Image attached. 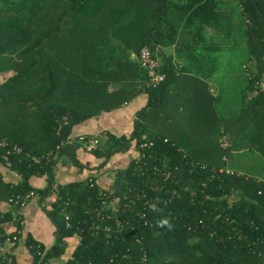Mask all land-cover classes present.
I'll return each mask as SVG.
<instances>
[{
    "label": "trees",
    "instance_id": "16d2710c",
    "mask_svg": "<svg viewBox=\"0 0 264 264\" xmlns=\"http://www.w3.org/2000/svg\"><path fill=\"white\" fill-rule=\"evenodd\" d=\"M233 1L236 21L222 6L225 0H0V137L42 157L35 163L0 149V163L21 177L12 184L0 174V203L35 191L57 234L50 247L28 236L32 264L61 258L62 264H264V180L227 166L238 143L264 159V0ZM207 41L248 54L240 106L223 103L225 117L217 112L208 81L192 73L189 63L192 55L206 57L208 47L197 46ZM173 45L185 65L165 54ZM145 46L162 59L159 70L166 79L157 87L147 86L148 70L139 62ZM128 81L143 85L112 88ZM141 93L148 99L131 133L98 134L100 145L90 153L98 164L89 166V177L57 184L55 170L63 158L84 167L80 144L68 142L74 126ZM143 136L156 143L151 153L180 166L176 180L152 179L165 183L169 193L150 192L164 198L177 191L158 216L170 219L171 230L142 226L129 213H120V220L132 221L122 227L115 217L88 213L89 202L99 201L91 182L113 171L115 155L129 152ZM224 137L228 147L222 146ZM118 174L124 175L115 187L120 194L136 179L129 161ZM44 175L49 182L39 188L32 179ZM65 201L71 227L62 212ZM10 218L3 215L2 222ZM108 225L111 230H104ZM16 226L20 240V220ZM236 231L245 236L238 238Z\"/></svg>",
    "mask_w": 264,
    "mask_h": 264
},
{
    "label": "crops",
    "instance_id": "0c3cea01",
    "mask_svg": "<svg viewBox=\"0 0 264 264\" xmlns=\"http://www.w3.org/2000/svg\"><path fill=\"white\" fill-rule=\"evenodd\" d=\"M225 4L222 5L231 14L234 21L239 19L238 10L233 0H225ZM212 34V30H207V36ZM220 41V40H219ZM208 43L199 42L197 47H208L209 52L204 58L201 54L192 55V59L189 60L192 73L199 74L202 78L206 79L210 86L211 93L217 97L218 101L215 103V107L220 117H225L227 112H224V106L228 109H238L240 106V96L237 103L232 104V98L230 97V88L232 84H236L238 78H242V73L235 66L233 52L230 46L219 43L217 45H210ZM164 52L168 56H173L175 64L185 65L184 60L177 56L175 46L164 48ZM162 61V59H159ZM212 60V61H211ZM244 74V73H243ZM245 75V74H244ZM242 84V83H241ZM239 90L242 85H239ZM246 85H244L245 87ZM147 95L145 93L139 94L135 99L124 105L123 107L113 110L111 112H104L97 117L86 120L85 122L75 125L73 132L71 133V139H77L80 135H98L107 131L116 135H129L133 129L134 120L137 118L138 111L141 110L146 102ZM241 126L240 124L237 125ZM248 150H243L240 143L235 153L246 154ZM77 156L83 163L84 167L74 165L70 159L63 158L56 166L55 181L57 184L64 185L70 182L83 180L89 177V166L93 167L98 164L96 158L80 148L77 152ZM128 152L115 155L110 166L114 169L112 174H109L104 182L106 187L115 188L119 182V179L123 176L118 174L120 169H125L126 162H128ZM108 172V171H107ZM0 174L4 181L16 184L20 181L19 174L11 170L6 165L0 163ZM98 176V174H97ZM103 175H99L100 181ZM264 180L261 176H256ZM97 179V182L99 183ZM32 182L39 188H45L49 182L47 175L41 177H33ZM50 198H48L46 205H49ZM0 213L2 215H12V218L2 223L1 228L6 231L14 230L16 221L20 220L23 228L20 236V240L14 247L13 251L16 255L18 264H32L33 257L30 253L27 245L28 236H32L35 240L41 242L47 247L52 246L57 239L56 227L50 221L43 208V203L37 198H31L27 203L21 207H17V204H10L8 201L0 203ZM64 259L52 261L48 264H62Z\"/></svg>",
    "mask_w": 264,
    "mask_h": 264
},
{
    "label": "built area",
    "instance_id": "2783aa9c",
    "mask_svg": "<svg viewBox=\"0 0 264 264\" xmlns=\"http://www.w3.org/2000/svg\"><path fill=\"white\" fill-rule=\"evenodd\" d=\"M138 58L141 65L148 70V87H157L166 79V74L159 70V60L154 56L150 47H143ZM75 141L80 144L84 151L89 153H92L100 145L99 135H80L77 139H68L69 143ZM165 141H167V139H165ZM229 145V139L224 137L222 139V146L228 147ZM155 146V141L148 139L146 136H143L142 141L138 144H133L132 148L128 152V161L131 167V174L136 181L133 184L127 183L129 188L123 190L120 194L116 193L119 189L101 187L97 181L94 183L92 179H90L92 181L91 186H98L99 201L96 203L89 202V215L98 211L99 215H101L100 218H103V220L115 217L118 225H121L122 227L124 224H132V221L130 218H127L124 221L120 220V213H129L130 217H138L139 221H143L142 226H158L157 222L159 221V214L162 213L164 207H169L172 203V199L174 198V194H176L177 191H172L173 195H169L170 197L163 198L159 195L152 196L150 192L158 193L165 191L166 193H169V190L166 189L165 183H153L152 179L153 177L162 176L164 180H176L178 172L180 171V166L171 165L165 158H161L158 155L151 153L150 150ZM1 148L6 149L7 155H25L26 158L31 159L35 163H40L42 160L41 156L38 157L31 155L30 153H26L23 147L19 145L10 146L5 138L0 137V149ZM201 168L205 169L206 166L201 165ZM215 171L216 170H214V173L212 174V178L216 175ZM123 176L119 179L118 183L120 185L123 183ZM201 185H205V183H201ZM33 197L39 199L40 196L35 191H30L24 196L14 194L8 199V202L10 204L14 203L23 206ZM153 204L156 205L155 211L152 209ZM68 207L69 201H65L62 212L64 214L67 227H71L72 225L70 222ZM2 219L3 215L0 213V227L3 223ZM132 229H135V226H132ZM15 230L16 228L12 231L0 229V256H2V260L5 264H17L13 255V249L17 245L19 237L14 233ZM104 230H111V228L108 225L105 226ZM233 230L235 229L233 228ZM234 235L238 238L245 236L243 233L238 231L234 232ZM141 240L142 238L136 237V242L140 243ZM257 242V240L252 241L251 244L256 245Z\"/></svg>",
    "mask_w": 264,
    "mask_h": 264
},
{
    "label": "rangeland",
    "instance_id": "374dc122",
    "mask_svg": "<svg viewBox=\"0 0 264 264\" xmlns=\"http://www.w3.org/2000/svg\"><path fill=\"white\" fill-rule=\"evenodd\" d=\"M233 53H234L233 60L235 62V66L242 73V78H238L237 83L232 84V87L230 88V97L233 99L231 102L232 104H235L238 101L242 88H244V84L246 83V78H245V75L243 74L244 71H243L242 66L244 62L247 61L248 54L245 51V49H241V50L235 49L233 50ZM237 84L242 85L240 90ZM245 153L246 154H243V155L235 153L234 156L228 160L227 166L230 167L231 169L245 172L251 176H261L264 178V159H262L260 155H258L256 152H253V151H248ZM112 173L114 172H105L104 174H102L103 178L101 177L100 181L98 179L100 186L102 185L106 187L104 180L108 176L110 177L109 174H112Z\"/></svg>",
    "mask_w": 264,
    "mask_h": 264
},
{
    "label": "water",
    "instance_id": "95a60500",
    "mask_svg": "<svg viewBox=\"0 0 264 264\" xmlns=\"http://www.w3.org/2000/svg\"><path fill=\"white\" fill-rule=\"evenodd\" d=\"M143 85V82H134V81H128L125 83L115 82L112 84L113 89H130L133 87L141 86Z\"/></svg>",
    "mask_w": 264,
    "mask_h": 264
},
{
    "label": "clouds",
    "instance_id": "9594fccd",
    "mask_svg": "<svg viewBox=\"0 0 264 264\" xmlns=\"http://www.w3.org/2000/svg\"><path fill=\"white\" fill-rule=\"evenodd\" d=\"M152 209L154 211L156 210L155 204L152 205ZM157 223H158L159 227H167L169 230H171L174 227V225L170 222L169 218H163V219L159 220Z\"/></svg>",
    "mask_w": 264,
    "mask_h": 264
}]
</instances>
